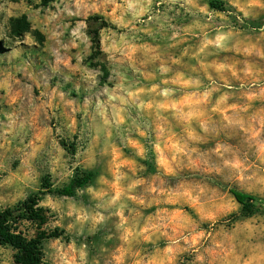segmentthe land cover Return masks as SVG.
Listing matches in <instances>:
<instances>
[{
  "label": "rangeland",
  "instance_id": "1",
  "mask_svg": "<svg viewBox=\"0 0 264 264\" xmlns=\"http://www.w3.org/2000/svg\"><path fill=\"white\" fill-rule=\"evenodd\" d=\"M213 1L221 3L226 12L213 10ZM53 2L58 0H42L45 7ZM9 3L14 6L11 14L0 13V25L8 29L0 35V145L14 150L23 147L21 138L28 144L34 137L33 151L47 149L55 156L51 147L55 145L68 157L63 168L54 172L49 166L46 173L37 175L22 198L14 203L0 202V213L21 207L30 197L44 193L36 208L38 219L22 221L18 226L28 239L59 235L43 240L42 264H142L140 257L146 255L145 249L151 253L150 264H192L197 253L184 240L178 245L165 239L156 246L138 244L128 211H120L121 194L128 190L132 198L158 197L142 214L145 217L157 211L172 212L177 205L160 201L171 197L176 169L187 173L196 166L215 167V159L206 153L215 149L235 153L248 137L255 138L254 152H264V143H259L264 137V16L243 25L231 17L232 31L237 35L229 36L228 27H220L219 15L236 9L226 5L225 0H191L190 4L184 0L174 4L154 0L150 12L158 19L148 21L147 14L140 15V20L148 23L136 25L151 30V35L140 31L132 37L126 29L109 26L98 12L89 14L86 7L72 0V15L64 21L68 31L60 35L54 23L47 26L51 31H45L43 14L24 11L33 6V0ZM205 5L207 13L219 15L208 20L205 11H198ZM82 23L86 27L82 28ZM101 27L105 29V43H101ZM5 36L22 40L18 45L21 51H15ZM85 37L95 51L78 65L72 54L77 42L83 43ZM101 63L103 67L97 74ZM82 65H87L86 79L77 72ZM212 81L216 82L212 87L219 91L209 96ZM225 83L228 87L223 86ZM118 86L125 91H119ZM153 98L155 103L151 102ZM209 100L214 105L211 114L206 111ZM241 115L247 117V124L241 122ZM209 116L213 121H232L219 138L220 143L200 132L209 127ZM68 124L75 126V134L69 139L49 141L50 135L55 136L58 129L66 130ZM138 126L141 131L144 127L150 129L155 144L145 156L141 153L147 145L136 132ZM168 128L172 135L166 134ZM152 129H159L163 142H157L158 133ZM182 129L192 143H184ZM81 132L91 134V142L85 140L83 147ZM39 144L43 148L38 149ZM85 152L90 153V159L82 155ZM254 159L250 153L249 162ZM241 163L239 157L233 161L235 168ZM19 168L20 160H14L13 171ZM79 170L92 172L95 178L74 198L54 196L43 189L44 180L52 190L65 188ZM22 175L26 181L31 180L26 169ZM15 195L11 186L0 191L8 201ZM111 197L118 199L107 212L97 207ZM244 212L243 217L230 221L229 231L238 225L250 228L249 221L264 222V198L257 196L252 211ZM137 228L144 230L143 220ZM215 243L211 237L205 241L194 235L191 240L193 247L204 244L209 249L206 256L212 264H217ZM0 248L4 249L0 264H5V253L10 250V264L19 262L17 251Z\"/></svg>",
  "mask_w": 264,
  "mask_h": 264
},
{
  "label": "clouds",
  "instance_id": "2",
  "mask_svg": "<svg viewBox=\"0 0 264 264\" xmlns=\"http://www.w3.org/2000/svg\"><path fill=\"white\" fill-rule=\"evenodd\" d=\"M21 2L23 4V0ZM153 2L154 0H88V3L85 4L84 0H76V5L86 7L89 14L98 12L105 20L109 21V26L116 24L118 29H126L127 34L135 37L140 31H146L148 35H151V30L137 28L136 25L146 24L148 21L158 19L150 12ZM168 2L174 4L178 0H168ZM71 3L72 0H58V2L49 3L45 7L42 0H33V6L24 8V11L30 15L43 14L42 23L45 31H51L47 26L54 23V27L60 28L59 34L62 35L68 31V24L64 21L72 15L69 11ZM184 3L190 4L191 0H184ZM225 3L236 9V11H229L224 15L209 14L206 12L207 5L204 6V9H198V11H205V15L210 21L219 15L220 27H228L229 36L237 35L232 31L231 17H235V22L238 25H243L246 21L251 22L257 17L264 16V0H225ZM13 7L9 0H3V3H0V13L11 14ZM53 7L55 12L51 11ZM240 13H243V15H240ZM144 14L148 15V21L140 20V15ZM6 20L7 16H5ZM81 27L86 26L82 23ZM7 31L8 29L4 25H0V35H4ZM104 34L105 29L101 27V43H105ZM5 38L8 39V36H5ZM8 43L15 51H21L18 45L23 43L22 40H17L15 36H12L8 39ZM94 51L95 49L88 43V37H85L83 43L77 42L76 51L72 55L79 65L80 60L91 57ZM100 67H103L102 63L96 68L97 74H99ZM85 68H87V65L77 67L81 79L87 78ZM215 83V81H212V84L209 85V96L212 91H219V88L212 87ZM223 86L228 87L226 83ZM119 91L123 92L125 89L119 88ZM151 102L155 103V98ZM213 106L211 100H209V104L206 106L207 113H212ZM225 110H227V106H225ZM244 111L246 109H241V112ZM261 111L264 112V109ZM239 118L242 123H248L247 117L241 115ZM261 119H264V116H261ZM25 120H27L26 117ZM231 122V119L227 122L224 119L213 121L209 116V127L201 128L200 132L206 138H211L220 143L219 138L222 134H226L225 130L229 128ZM61 128H65V126L61 125ZM152 131L158 133L157 142H163L162 136L159 135V129H152ZM136 132L138 135L143 136L145 145H147L144 152L141 153L142 156H145L148 151L155 147V144L151 141L150 129L144 127L141 131V127L138 126ZM75 133V126L68 124L66 130L61 131L58 129L55 136L50 135L48 139L49 141L69 139L70 135ZM166 134L172 135L170 128H168ZM90 135V132H81L82 147L85 140L91 142ZM181 135L185 144L193 142L183 129ZM15 138L16 136L12 135V139L15 140ZM20 143L23 147L14 150L0 145V149H2L0 150V191L11 186L16 193L11 201L0 196V202L14 203L15 199L22 198L25 195V190L33 186L37 175L46 173L49 166L53 167L54 172L56 168H63L64 159L68 157V153L60 150L55 145H51L55 156H52L47 149L33 151V145L36 143L34 137L32 142L28 144H24V138H21ZM123 143L126 146V138ZM255 143L254 137H248L235 153H227L223 149H215L210 153H206V155L215 159V167L206 165L201 168L196 166L193 171L187 173L176 169L173 174L175 189L169 199L160 201L161 203L177 205L172 212L157 211L155 214L145 217L142 214L156 203L158 197L145 195L132 198L128 190L122 193L123 201L119 203L120 211H128L129 224L136 242L138 244L147 242L156 246L161 239L170 241L174 245H178L179 241L184 240L188 247L197 253L192 264H196L197 261H200L201 264H212V261L207 259L206 254L209 249L205 248L204 244H201L199 248L191 245L194 235L205 241L211 237L214 243L218 240L213 249L216 252L214 259L217 264H253V262L264 264V222L257 224L255 221H249L252 227L245 229L238 225L229 231L230 221L245 215L241 205L237 204L234 193L240 192L254 198L257 196L264 198V152H254ZM259 143H264V137L261 138ZM36 147L40 149L43 148V145L39 144ZM250 153L255 158L252 162H249ZM82 155L90 159L89 152L82 153ZM238 157L243 163L235 168L233 161ZM17 159L20 160V168L14 172L12 163ZM245 164H247V168L244 167ZM25 169L31 173L30 181L23 178L22 173ZM63 174H66V170ZM88 191H91V189ZM117 199V197H111L97 207L107 212L117 202ZM234 213L235 215H233ZM97 214L99 215V213ZM142 220L144 221V230L140 231L137 226ZM170 231L171 235L169 234ZM201 249H203V252H201ZM3 251L4 249L0 248V252ZM145 253L146 255L140 257V260L142 264H150L149 257L151 253H148L147 249H145ZM5 256V264H10L11 250L5 253Z\"/></svg>",
  "mask_w": 264,
  "mask_h": 264
},
{
  "label": "trees",
  "instance_id": "3",
  "mask_svg": "<svg viewBox=\"0 0 264 264\" xmlns=\"http://www.w3.org/2000/svg\"><path fill=\"white\" fill-rule=\"evenodd\" d=\"M210 7L220 13L226 12L219 2H211ZM94 178L95 174L92 172L79 170L73 181L63 189L52 190L51 185L46 180L43 181L42 186L48 194L74 198L77 192L89 186ZM234 195L236 196V202L242 206L244 211L251 212L255 207L256 198L253 196L240 192H236ZM42 196H44V193L30 197L21 207L0 213V247H10L15 251L18 250L19 262L17 264H42L41 246L43 240L59 238V235L54 233L49 237L28 239L18 230L20 222H34L38 219L39 214L36 208L39 206Z\"/></svg>",
  "mask_w": 264,
  "mask_h": 264
}]
</instances>
